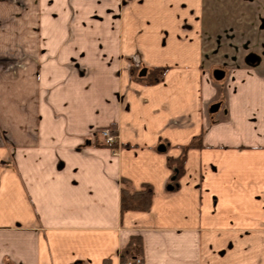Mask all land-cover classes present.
<instances>
[{"label": "crops", "instance_id": "0c3cea01", "mask_svg": "<svg viewBox=\"0 0 264 264\" xmlns=\"http://www.w3.org/2000/svg\"><path fill=\"white\" fill-rule=\"evenodd\" d=\"M82 2L0 0V264H264V56L213 81L197 0Z\"/></svg>", "mask_w": 264, "mask_h": 264}, {"label": "rangeland", "instance_id": "374dc122", "mask_svg": "<svg viewBox=\"0 0 264 264\" xmlns=\"http://www.w3.org/2000/svg\"><path fill=\"white\" fill-rule=\"evenodd\" d=\"M75 1L65 0L67 12L72 14ZM81 1H84L81 12L90 14L94 21L103 20L106 11L111 10L108 6L110 2H107L109 0ZM196 5L201 19V51L207 63L204 69L209 70L211 76L216 70L222 71L224 75L223 68L228 62L246 67L253 62L251 59L255 60V56L261 59L259 63L262 62L264 0H197ZM212 79L218 81L213 76Z\"/></svg>", "mask_w": 264, "mask_h": 264}, {"label": "trees", "instance_id": "16d2710c", "mask_svg": "<svg viewBox=\"0 0 264 264\" xmlns=\"http://www.w3.org/2000/svg\"><path fill=\"white\" fill-rule=\"evenodd\" d=\"M176 162L172 160V164ZM179 168L174 166L172 168V178L175 180L178 176ZM127 183L122 180L119 193V208L120 211H146L150 205V189L143 186L139 191H131L126 188ZM139 254L138 242L132 238L128 245L120 252L121 262L131 260Z\"/></svg>", "mask_w": 264, "mask_h": 264}, {"label": "built area", "instance_id": "2783aa9c", "mask_svg": "<svg viewBox=\"0 0 264 264\" xmlns=\"http://www.w3.org/2000/svg\"><path fill=\"white\" fill-rule=\"evenodd\" d=\"M95 134L100 136L103 140V144L107 147H113L115 145V138L112 135V131L109 128H101L94 131ZM121 264H141L140 258L134 257L131 260L122 262Z\"/></svg>", "mask_w": 264, "mask_h": 264}, {"label": "water", "instance_id": "95a60500", "mask_svg": "<svg viewBox=\"0 0 264 264\" xmlns=\"http://www.w3.org/2000/svg\"><path fill=\"white\" fill-rule=\"evenodd\" d=\"M144 72H145L144 69H142V70L140 71L139 75H140V76L144 75ZM212 76H213V78H214L215 80H220V79L223 77V72H222V71H218V70H216V71H214V72L212 73ZM161 150H162V147H161ZM167 189H171V187L168 186Z\"/></svg>", "mask_w": 264, "mask_h": 264}]
</instances>
